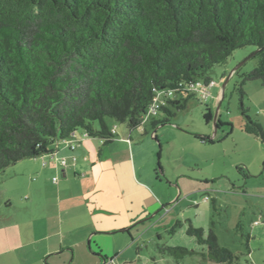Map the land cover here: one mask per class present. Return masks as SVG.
Returning a JSON list of instances; mask_svg holds the SVG:
<instances>
[{
	"label": "trees",
	"instance_id": "obj_1",
	"mask_svg": "<svg viewBox=\"0 0 264 264\" xmlns=\"http://www.w3.org/2000/svg\"><path fill=\"white\" fill-rule=\"evenodd\" d=\"M246 47L258 50V62L233 74V91L242 131L263 144L243 88L258 81L264 90V0H0V172L41 158L78 131L106 147L116 137L108 121L141 128L157 99L164 105L151 127L169 124V107L186 111L192 86L213 82L209 72ZM210 117L208 110L206 123ZM187 223L186 235L205 253L160 252L177 261L198 255L209 264H241L212 230Z\"/></svg>",
	"mask_w": 264,
	"mask_h": 264
},
{
	"label": "rangeland",
	"instance_id": "obj_2",
	"mask_svg": "<svg viewBox=\"0 0 264 264\" xmlns=\"http://www.w3.org/2000/svg\"><path fill=\"white\" fill-rule=\"evenodd\" d=\"M255 52L253 47L236 50L223 66L213 68L208 76L217 87L209 89L206 101L200 99L197 87L186 111L169 107L173 114L169 124L153 129L147 117L141 128L131 131L136 171L140 173L138 163L143 169L138 175L143 178L137 179L139 183L152 182L154 193L163 202L123 232L95 235L90 250L87 247L89 254L99 253L111 264H209L198 255L177 261L160 252L161 247H184L195 254L205 253L204 247L186 235L190 222L195 229L212 230L218 245L238 256L241 264H264V143L241 129L239 100L233 91L237 76L233 75L222 90L235 67L243 63L241 74L256 67ZM243 89L247 94L243 106L264 132V90L258 81ZM220 92L222 99L216 101ZM208 110L211 117L206 123ZM164 117L160 112L158 119ZM216 122L220 124L217 129ZM108 125L116 126L118 136L120 130L129 132L125 124L108 121ZM200 137L212 143H202ZM41 161L23 160L0 172V225L25 220L27 212L38 217L44 199L53 203L52 187L45 184L41 191L35 185ZM104 164L102 170L109 178L107 160ZM7 200L12 205L9 210L2 203ZM176 222L182 226L170 234ZM66 264H70V257Z\"/></svg>",
	"mask_w": 264,
	"mask_h": 264
},
{
	"label": "crops",
	"instance_id": "obj_3",
	"mask_svg": "<svg viewBox=\"0 0 264 264\" xmlns=\"http://www.w3.org/2000/svg\"><path fill=\"white\" fill-rule=\"evenodd\" d=\"M220 99L221 92L216 95V101ZM111 128L116 137L106 147L99 139L76 132L73 142L59 141L40 158L35 185L41 191L45 184L51 186L53 203L44 199L38 217L27 212L25 220L0 225V264H66L69 257L70 264L112 263L99 253L89 254L94 236L123 232L162 204L153 183L137 179L143 178L138 177L143 169L138 163L140 173L136 171L133 134L120 130L118 136L116 126ZM105 160L109 178L102 170ZM2 203L5 210L12 206L9 200Z\"/></svg>",
	"mask_w": 264,
	"mask_h": 264
},
{
	"label": "built area",
	"instance_id": "obj_4",
	"mask_svg": "<svg viewBox=\"0 0 264 264\" xmlns=\"http://www.w3.org/2000/svg\"><path fill=\"white\" fill-rule=\"evenodd\" d=\"M213 86H214V82H210L207 85L199 82V83H196V85L192 86L191 91L194 92V90H196L197 87L200 88L199 91H198L199 97H200V99L202 101H206L209 98V96H210L209 89L212 88ZM160 105H164V104L161 103L159 101V99H157V101H154L153 104L148 109L147 115L145 116V119L147 117L151 118L152 116H155L157 114V111H158ZM113 133H114V131H113ZM84 136L87 137L86 134H84ZM74 140H75V134L73 133V134H71V138L69 140H67V141L68 142H73ZM70 148L74 149V145H72ZM61 163H62V165L65 164L64 161H62ZM103 264H105V263H103ZM108 264H111V262L108 263Z\"/></svg>",
	"mask_w": 264,
	"mask_h": 264
},
{
	"label": "water",
	"instance_id": "obj_5",
	"mask_svg": "<svg viewBox=\"0 0 264 264\" xmlns=\"http://www.w3.org/2000/svg\"><path fill=\"white\" fill-rule=\"evenodd\" d=\"M258 52V50H256V52H255V54ZM243 65V63L242 64H240V65H238L237 67H235L229 74H228V77L226 78V80H225V82L223 83V85H222V90L224 89V87H225V85L227 84V82H228V80H229V78L238 70V69H240L241 68V66ZM151 218V217H150ZM150 218H148V219H150Z\"/></svg>",
	"mask_w": 264,
	"mask_h": 264
}]
</instances>
